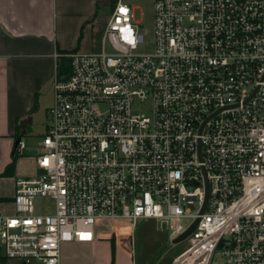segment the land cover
I'll return each instance as SVG.
<instances>
[{"label":"built area","instance_id":"built-area-1","mask_svg":"<svg viewBox=\"0 0 264 264\" xmlns=\"http://www.w3.org/2000/svg\"><path fill=\"white\" fill-rule=\"evenodd\" d=\"M146 45L117 0L102 51L66 55L38 173L0 206V258L60 264L103 224L152 220L171 243L197 222L168 264H264V0H154Z\"/></svg>","mask_w":264,"mask_h":264},{"label":"crops","instance_id":"crops-1","mask_svg":"<svg viewBox=\"0 0 264 264\" xmlns=\"http://www.w3.org/2000/svg\"><path fill=\"white\" fill-rule=\"evenodd\" d=\"M116 1L0 0V206L4 213H14L16 180L38 173L31 152L37 155L40 140L30 146L25 141L28 149L17 158L14 175L2 177L17 156L18 141L24 137L33 141L35 121L53 105L52 81L59 56L95 53V27L99 21L107 25ZM94 243L65 247L85 249ZM129 248L126 253L135 264Z\"/></svg>","mask_w":264,"mask_h":264},{"label":"rangeland","instance_id":"rangeland-1","mask_svg":"<svg viewBox=\"0 0 264 264\" xmlns=\"http://www.w3.org/2000/svg\"><path fill=\"white\" fill-rule=\"evenodd\" d=\"M133 7L134 19L139 24L142 32L146 34L147 45L139 49V53H150L153 51L154 40V0H125ZM108 10L103 12V17ZM106 24L98 22L95 27V53L102 51V42ZM109 51V48H107ZM49 124L47 115L35 121L36 137L33 141L24 137L29 144L37 143L44 134ZM31 155L36 156V153ZM39 210L52 208L50 200L38 202ZM192 211L197 208L190 206ZM99 240L92 247L85 249L69 250L61 246L60 264H133L126 253L131 245L135 264H168L171 259L181 252L187 241L173 245L169 232L161 231L155 221L147 220L140 222L133 229L126 222L106 223L98 228ZM115 247V248H113ZM121 248V249H118ZM213 264H225L221 257H216Z\"/></svg>","mask_w":264,"mask_h":264},{"label":"trees","instance_id":"trees-1","mask_svg":"<svg viewBox=\"0 0 264 264\" xmlns=\"http://www.w3.org/2000/svg\"><path fill=\"white\" fill-rule=\"evenodd\" d=\"M68 53H63L61 54L60 58L58 59V66H57V71L59 72V74L62 73H69L70 71V59L66 57ZM19 156H14L11 164L6 168L5 172L2 174V177H12L14 175L15 172V165H16V160ZM115 248V247H113ZM7 260L0 258V264H6ZM113 264V263H112Z\"/></svg>","mask_w":264,"mask_h":264},{"label":"water","instance_id":"water-1","mask_svg":"<svg viewBox=\"0 0 264 264\" xmlns=\"http://www.w3.org/2000/svg\"><path fill=\"white\" fill-rule=\"evenodd\" d=\"M196 225H197V222H195L194 225L185 234H183L179 238L175 239L172 242V244L176 245V244H179V243L183 242L184 240H186L192 234V232L194 231Z\"/></svg>","mask_w":264,"mask_h":264}]
</instances>
